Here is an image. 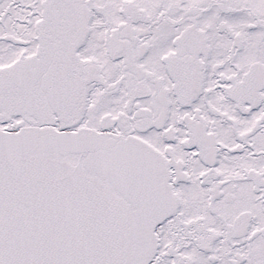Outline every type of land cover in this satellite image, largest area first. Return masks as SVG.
Masks as SVG:
<instances>
[{"label":"snow or ice","instance_id":"obj_1","mask_svg":"<svg viewBox=\"0 0 264 264\" xmlns=\"http://www.w3.org/2000/svg\"><path fill=\"white\" fill-rule=\"evenodd\" d=\"M0 264H264V0H0Z\"/></svg>","mask_w":264,"mask_h":264}]
</instances>
